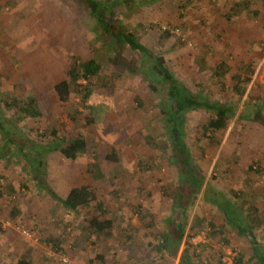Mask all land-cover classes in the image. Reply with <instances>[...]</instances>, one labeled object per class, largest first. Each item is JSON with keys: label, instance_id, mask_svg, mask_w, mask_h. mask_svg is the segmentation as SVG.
Listing matches in <instances>:
<instances>
[{"label": "rangeland", "instance_id": "obj_1", "mask_svg": "<svg viewBox=\"0 0 264 264\" xmlns=\"http://www.w3.org/2000/svg\"><path fill=\"white\" fill-rule=\"evenodd\" d=\"M128 2L117 7L116 19L163 57L189 89L233 108L225 128L205 134L202 125L210 113L185 114V142L204 180L187 212L180 251L186 250L191 264H256L250 242L203 200L202 191L206 184L223 191L264 246V127L241 116L264 99V0ZM90 26L64 0H0V98L33 92L41 114L20 117L3 102L0 110L18 129L15 139L27 137L28 149L38 147L42 162L37 168L33 155L30 171L21 158L0 156V264L26 256L32 264H64L48 252L70 258L65 247H77L81 257L91 253L83 264L99 262L94 252L114 244L128 254L133 245L137 258L161 262L170 257L153 249L174 215L173 190L179 184L159 98L126 67V59L138 62L137 53L128 49L125 60L114 59L111 46L99 42ZM174 27L186 40L169 31ZM74 57L94 58L100 74L86 100L78 88L61 103L53 86ZM216 68L223 70L221 77ZM237 80L240 92L234 88ZM52 128L59 129L60 142L83 137L85 152L74 160L64 158L51 146ZM111 153L115 160L106 158ZM43 179L60 197L73 186L88 185L104 213L94 203L67 209L42 188ZM12 208L18 211L14 217ZM91 214L112 219L109 237L89 234L85 219Z\"/></svg>", "mask_w": 264, "mask_h": 264}, {"label": "trees", "instance_id": "obj_2", "mask_svg": "<svg viewBox=\"0 0 264 264\" xmlns=\"http://www.w3.org/2000/svg\"><path fill=\"white\" fill-rule=\"evenodd\" d=\"M69 8L79 15L86 16L90 21V30L99 42L111 46L114 59L126 58L123 55L125 50H131L139 56L138 62H130L126 59V67L139 75L148 86L151 93L155 94L158 99V109L164 118V127L169 138V159L175 165L178 171L177 183H184L181 190H178L179 184H176L173 190L174 209L173 216L169 217L167 231L159 234L160 243L153 245L156 252L163 250L169 251L170 245H173L172 256L176 255L178 246L184 234V225L186 223L187 212L194 199L201 191L204 175L200 168L193 162L189 148L185 142V121L186 112L189 110L202 109L209 112V116L202 125L203 134L206 131H219L226 126L228 116L233 114L231 105L213 101L201 93L193 92L188 86L178 79L165 64L163 57L153 53L134 35L128 31L117 19L116 9L119 5H127L131 0H64ZM148 0H137L138 3H144ZM106 41V42H105ZM125 58V59H124ZM218 77H221L223 70L216 68L214 70ZM100 74V65L94 58L79 60L73 58L72 66L67 69L64 78L53 86V91L61 103H67L70 100L71 93L78 88L82 93L83 100H86L91 89L90 83L98 78ZM241 81L236 82L237 90L242 91L239 87ZM6 108L15 107V112L20 117L38 116L41 114L34 93L19 99H1ZM248 103V102H246ZM247 114L241 115L247 120L254 121L264 127V99H260L251 109L248 107ZM15 128L3 115L0 110V156H16L21 158L28 170L34 168L32 156H37L35 160L37 168L41 167V153L38 147L32 146L30 150L27 147L28 140L24 137L23 142L18 141V134H15ZM59 129H51L53 140L51 146L58 150L66 159L74 160L86 150V141L83 137L78 136L70 140L62 139L59 141ZM13 132V133H12ZM112 150H115L112 147ZM34 153V154H33ZM36 153V154H35ZM106 158L115 160V154L106 155ZM31 164V165H30ZM43 175V174H42ZM41 174L38 176L41 179ZM42 188L47 190L48 194L71 211L78 208L89 206L94 203V208L104 213L102 204L96 201L94 192L88 185L71 187L64 197L58 196L43 179ZM202 198L216 207L223 216L225 223L233 227L240 235L246 237L251 244L252 256L256 264H264V248L258 245L251 226L244 221L242 212L238 211L235 204L227 197L223 191L213 188L206 184L202 191ZM95 201V202H94ZM18 211L12 208L10 216L14 217ZM86 220V226L89 234L97 236H109L113 221L111 218H99L96 214H91ZM56 243V241H55ZM179 264H191L186 262V250L179 256ZM189 259V258H188ZM15 264H31L26 257H21ZM219 264V263H217Z\"/></svg>", "mask_w": 264, "mask_h": 264}, {"label": "crops", "instance_id": "obj_3", "mask_svg": "<svg viewBox=\"0 0 264 264\" xmlns=\"http://www.w3.org/2000/svg\"><path fill=\"white\" fill-rule=\"evenodd\" d=\"M251 228L253 229V231L255 230L254 227L251 226ZM109 236H106V237H109ZM55 241H57L58 244L60 243V240L56 239ZM60 245L64 246L63 244H60ZM258 245L264 248L263 243L258 242ZM132 246L133 245H131L129 249V254L127 253V251H123V246H121V244H118V245L114 244V246L112 245L111 247H108V248H101L100 251L98 252L95 251L94 253L97 256L96 258L98 259V261L101 262L102 264H179V262L181 261L179 256L183 252V249L180 251V248H181L180 247L181 242H180L176 255L172 256L170 251L172 250L173 245H170L169 247L170 250L168 251L170 253V257L167 256V258L165 259L162 258L161 262H159L158 260L154 261V259H151V258H146V259L142 257L137 258L136 257L138 255L137 251H135L132 248ZM65 250L67 251V254L70 257L68 259L72 264H83L84 262L92 259V257H90L91 253H85L86 255L84 257L79 256L77 247H73L72 249H68V250L65 247ZM186 260H187L186 262L190 261V259L188 258H186ZM89 263L90 262L86 264H89ZM31 264H32V261H31Z\"/></svg>", "mask_w": 264, "mask_h": 264}, {"label": "built area", "instance_id": "obj_4", "mask_svg": "<svg viewBox=\"0 0 264 264\" xmlns=\"http://www.w3.org/2000/svg\"><path fill=\"white\" fill-rule=\"evenodd\" d=\"M169 31H170L171 33L176 34V35H180L182 40H186V35H183V34L181 33V31L179 30V28L174 27V28H172V29H169ZM18 230H19V232H20L21 234H23V235L26 236V237L31 238V237L33 236V235H31V233H30L28 230L23 229V228H21V227H18ZM197 237H198V238H200V237H204V235H203V233H198ZM48 254L50 255V257H51L52 259H57V260L61 261V262L64 263V264H72V263L69 261L68 257H66L64 254H61L60 251H55V250L52 249V251L48 252ZM89 264H102V263H101V262H94V261H93V262H90Z\"/></svg>", "mask_w": 264, "mask_h": 264}]
</instances>
